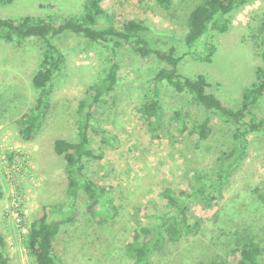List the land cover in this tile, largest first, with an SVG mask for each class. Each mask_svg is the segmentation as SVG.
<instances>
[{
  "label": "rangeland",
  "instance_id": "1",
  "mask_svg": "<svg viewBox=\"0 0 264 264\" xmlns=\"http://www.w3.org/2000/svg\"><path fill=\"white\" fill-rule=\"evenodd\" d=\"M203 0H173L166 10L155 0H102L117 16L115 26L135 19L159 30L184 35L189 13ZM87 0H13L0 4V19L50 17L60 23L84 14ZM225 34H213L211 63L191 57L179 69L187 76L206 74L211 91L231 109L239 107L243 92L254 82L264 49V0L247 3L232 16ZM66 58L53 81L51 107L33 139L21 134V117L36 105L32 85L43 45L28 39L0 40V234L7 264H35L26 247L31 226L57 204H68L67 174L56 140H76V107L90 85L102 77L107 51L69 32L55 39ZM182 48L179 47V53ZM118 84L95 108V120L115 142L102 143L90 134V147L102 150L101 160H86L85 176L95 184L106 211L92 217L85 193H80L77 216L61 225L53 242V256L61 264H135L130 247L143 241L140 229L160 222L170 208L163 193L191 192L195 176L214 177L217 157L230 149L234 127L194 105L185 94L161 87V123L150 132L141 108L151 98L152 80L162 64L138 58L121 49ZM187 106L185 130L179 132L172 115ZM264 118V94L255 111ZM209 118L206 137L195 128ZM248 151L231 172L221 197L210 206L188 202L191 228L177 241L166 240L151 252L146 264H238L244 241L264 246V132L248 135ZM57 216V215H56Z\"/></svg>",
  "mask_w": 264,
  "mask_h": 264
},
{
  "label": "trees",
  "instance_id": "2",
  "mask_svg": "<svg viewBox=\"0 0 264 264\" xmlns=\"http://www.w3.org/2000/svg\"><path fill=\"white\" fill-rule=\"evenodd\" d=\"M13 0H0L1 5ZM102 0H87L84 14L67 17L60 23L52 18L24 16L17 20L0 19V40L10 43L34 39L41 41L43 50L40 65L32 77V85L38 91L36 105L21 117V134L27 141L33 139L40 121L45 118L51 107L54 79L65 68L66 58L56 45L55 39L69 32L83 37L107 51V66L102 77L90 85L85 96L76 107V140L68 142L58 139L53 144L54 152L63 157L66 166L68 204H57L47 211L31 226L26 247L35 264H61L53 256V242L63 224L71 223L77 216V203L80 193H85L92 202L87 211L98 217L106 211L105 201L95 184L86 178V160H101L102 150L90 147V134L98 136L102 143H112L116 138L104 131L96 122L95 108L105 101L118 84V52L121 49L138 58L153 59L162 64L152 80L151 98L141 108L147 120L148 129L154 132L160 126L161 87L166 86L176 94H185L194 105L203 108L208 114L219 116L234 129L231 134V147L221 153L216 160L214 177L204 178L195 173L197 180L191 192L176 193L166 189L163 193L169 205V212L160 217V222L151 227L140 229L145 236L143 241L130 247L135 264H146L152 251L160 248L166 241H177L190 230L187 216L188 202L198 199L206 206L221 197L223 188L228 184L231 172L244 159L248 151V135L264 132V118H259L255 108L264 94V49L261 62L255 69L254 82L242 96L238 108L226 107L211 91L213 84L206 74L187 76L179 66L186 57L211 63L216 45L210 41L213 34H225L232 27V16L247 3L254 0H203L189 13L187 30L184 35L156 29L142 21L128 19L121 28L115 26L117 16L104 10ZM156 4L168 9L173 0H155ZM179 47L182 52L179 53ZM188 107H183L172 115L179 132L185 130ZM209 118H205L195 128L199 139L206 137ZM3 196L0 186V199ZM264 202V193L261 195ZM57 215V216H56ZM5 241L0 234V264H7L3 251ZM238 264H264V246L251 240L242 243Z\"/></svg>",
  "mask_w": 264,
  "mask_h": 264
}]
</instances>
